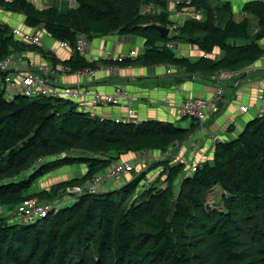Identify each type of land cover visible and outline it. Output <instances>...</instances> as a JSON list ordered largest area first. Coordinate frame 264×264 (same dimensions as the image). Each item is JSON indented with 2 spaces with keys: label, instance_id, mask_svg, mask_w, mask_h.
Segmentation results:
<instances>
[{
  "label": "trees",
  "instance_id": "obj_1",
  "mask_svg": "<svg viewBox=\"0 0 264 264\" xmlns=\"http://www.w3.org/2000/svg\"><path fill=\"white\" fill-rule=\"evenodd\" d=\"M178 1L177 9L201 18L175 26L168 0H76L68 11L39 9L29 0H0L2 16L22 17L17 28L0 17V62L37 52L56 66L60 60L42 45L48 38L69 44L72 56L61 63L72 73L97 70L98 62L120 68L161 63L210 77L235 74L264 56V0L246 1L242 20L234 18L229 2ZM252 20L259 28L254 36ZM152 23L173 28L175 35L161 37L149 27ZM35 33L39 45L24 41ZM111 35L139 37L144 51L113 63L89 61L77 49L81 36L90 42ZM179 40L201 56L193 62L166 46ZM8 77L0 70V264H264V117L248 121L233 139L215 136L219 141H213L212 158L195 171L163 157L147 171L135 167L119 189L69 195L76 202L60 207L68 188L86 187L113 162H126L121 159L126 155L170 151L193 130L164 120L116 122L50 95L10 98ZM75 165L86 167L82 177L31 193L41 178ZM155 170H160L156 181L144 185ZM216 191L218 199L212 200ZM35 198L57 203V209L34 222L23 221L19 206Z\"/></svg>",
  "mask_w": 264,
  "mask_h": 264
},
{
  "label": "crops",
  "instance_id": "obj_2",
  "mask_svg": "<svg viewBox=\"0 0 264 264\" xmlns=\"http://www.w3.org/2000/svg\"><path fill=\"white\" fill-rule=\"evenodd\" d=\"M29 1L39 9L54 6L51 0ZM208 1L212 6H220L225 2L231 3L234 18L236 20H242L246 16L242 11L243 5L249 0ZM70 2L71 8L76 6V0H71ZM175 2L177 0H168L167 2L170 19L175 23V26H181L187 18H201V15L193 13L192 10L177 9ZM145 11H147V8L143 9V12ZM0 17L3 16L0 14ZM3 21L9 23L13 28H17V25L22 21V17L8 14ZM252 27L253 31H251V35L254 36L259 30L258 23L255 20H252ZM171 30L170 37H173L175 32L173 28ZM175 43L181 45L184 49L185 56L191 61L195 62L201 56V52L196 47L188 43H183L180 40ZM42 45L46 51H52V55L60 60L56 66L50 65L56 71V75L51 77L53 83L56 85L61 87L81 85L83 88H93L99 92H112L116 85L126 87L130 94L131 104L125 101L119 107L98 108V113H106L112 118L121 119L128 118L133 113L134 117L142 122L148 120H164L172 122L175 126L185 130L192 129L193 132L186 140L175 144L169 149L173 154L170 157L173 162L178 158L189 162L190 167L187 168V172L190 171L192 166L199 165L203 161L212 158L215 148L213 138L215 136L224 140L233 139L246 126L248 121L257 116L259 96L264 94L263 56L253 65L233 74L231 79L226 81L224 94L219 104V113L209 118L203 125H200L196 121L180 118L177 107L187 98L201 97L208 99L211 97L215 85L208 75H190L181 67H169L168 64L161 63L121 67L114 74H111L109 71L110 65L98 62L96 77L86 82L78 75L64 74L63 69L65 66L61 61L72 56L68 50L62 49L59 44H56L49 38L43 40ZM261 45L264 48V40L261 42ZM107 49L127 54L132 50H136L138 57H140L144 51V40L139 37L126 38L118 35L106 37L97 36L90 41V49L86 57L89 61H101L100 58ZM218 56L219 53L214 54V57ZM12 58L22 59L24 62L35 60L41 65L50 64L49 59L37 52H29L27 55L15 54ZM168 70L171 71L170 74ZM19 74L17 68L11 69L9 72V76L12 79H15ZM15 89L14 86L8 87V97L12 98L19 93ZM242 108H246L247 112H243ZM164 154L165 152L153 151L126 155L121 159L131 162L136 157L147 156L144 163L145 166L147 165L150 168L151 165L155 164L159 159H162ZM66 167L71 168L70 166ZM153 172H156V170ZM153 172L151 173L153 174ZM85 173L86 167H84L83 173L76 178L82 177ZM130 178L131 175L129 173L125 174L122 177L125 182L124 184ZM110 186V183L103 185L101 193L109 191Z\"/></svg>",
  "mask_w": 264,
  "mask_h": 264
},
{
  "label": "built area",
  "instance_id": "obj_3",
  "mask_svg": "<svg viewBox=\"0 0 264 264\" xmlns=\"http://www.w3.org/2000/svg\"><path fill=\"white\" fill-rule=\"evenodd\" d=\"M180 2L177 0L175 5ZM197 18V17H195ZM16 34H20L19 30H15ZM24 41L33 45H39L41 43V37L37 33L28 34L24 36ZM78 51L86 56L90 49V42L86 36H81L77 44ZM166 46L176 51L177 56L180 58L185 56L184 49L181 45L175 42H169ZM60 47L64 50H70L68 43H61ZM138 56L136 50H132L127 53H120L112 49H107L101 56V61H111L113 63L122 62L125 59H134ZM94 58V57H92ZM110 73L114 74L120 67L117 65H110ZM17 68L19 75L12 79L8 77L6 79L7 87L14 86L15 90L25 96H38V95H50L54 97H60L69 99L79 104L80 110L88 112L92 116H99L102 118H112L106 113H98V108L105 109L107 107H119L122 106L125 101L130 102V94L126 87L122 85H116L112 92H99L93 88H83L81 85L74 87H61L53 83L51 77L56 75L55 69L50 65H41L35 60H28L24 62L22 59H14L12 57L0 62V70L2 72H10L11 69ZM64 74L78 75L86 82L96 77L97 70L92 68H86L72 73L71 68H64ZM170 74L171 71L168 70ZM234 73L232 72H218L210 76V79L214 83V92L210 98L193 97L187 98L177 107L178 116L183 119L195 120L200 125H203L209 118L219 113V104L224 94L225 83ZM169 103V101H167ZM243 112H247L246 108H242ZM258 117H264V94L259 96L258 103ZM116 122H127L135 125L140 124L142 121L136 119L133 113L130 117L112 118ZM215 142L219 141L217 137L213 138ZM173 154L171 151H166L163 157H171ZM190 167L189 162L177 159ZM137 163L115 161L112 163L107 172L98 175L90 180L86 187L75 186L67 189L66 193L69 195L80 196L83 194H97L99 192V186L109 182L111 180L123 177L125 174L134 170ZM191 171L196 170V165L190 168ZM149 184L148 178L144 181V185ZM57 209V203L43 204L38 199H30L23 202L19 206V214L21 219L26 222H34L37 219L47 216L52 210Z\"/></svg>",
  "mask_w": 264,
  "mask_h": 264
},
{
  "label": "rangeland",
  "instance_id": "obj_4",
  "mask_svg": "<svg viewBox=\"0 0 264 264\" xmlns=\"http://www.w3.org/2000/svg\"><path fill=\"white\" fill-rule=\"evenodd\" d=\"M53 2V5L57 8H59L62 11H68L71 8L70 5V1L71 0H51ZM77 5V4H76ZM2 19L5 18V16L1 17ZM251 31H253V27L251 29ZM253 34V32H252ZM52 62V61H51ZM9 94V93H7ZM147 156H140V157H136L134 161H131L133 164L137 163L136 167H138L139 169H144L145 171L148 170V166H145L144 160L146 159ZM83 169L84 167L82 165H75V166H71V168L68 167H60L59 170L55 171L54 173L52 172L51 174L46 175L45 177L41 178L32 188L31 193H36L42 190H49V188H51L53 185L62 182V181H66V180H71V179H75L76 177H78L80 174L83 173ZM160 171V170H159ZM159 172H153L149 174L148 180H149V185L151 183H154L158 177ZM110 183V190H114V189H119L121 186H123L124 179H122V177L115 179V180H111L109 182H106L102 185L99 186V192L102 191V186L106 185ZM217 191L215 193H213V195H211V199H218V195L216 194ZM37 199V198H35ZM63 204L60 205V207H68V206H72L75 202L76 199H72L71 197H69V194L65 193V198L63 201H61ZM47 205V203H44ZM1 212V210H0ZM3 214L6 213V215L9 216V214L7 212H2ZM13 216L15 217L16 215L13 213L12 214V218Z\"/></svg>",
  "mask_w": 264,
  "mask_h": 264
},
{
  "label": "water",
  "instance_id": "obj_5",
  "mask_svg": "<svg viewBox=\"0 0 264 264\" xmlns=\"http://www.w3.org/2000/svg\"><path fill=\"white\" fill-rule=\"evenodd\" d=\"M149 27H153L163 38H169L172 31L170 27H166L160 23H152Z\"/></svg>",
  "mask_w": 264,
  "mask_h": 264
}]
</instances>
